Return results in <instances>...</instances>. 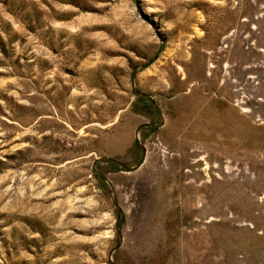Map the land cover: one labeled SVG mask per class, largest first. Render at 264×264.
Masks as SVG:
<instances>
[{
	"label": "rangeland",
	"instance_id": "obj_1",
	"mask_svg": "<svg viewBox=\"0 0 264 264\" xmlns=\"http://www.w3.org/2000/svg\"><path fill=\"white\" fill-rule=\"evenodd\" d=\"M0 264H264V0H0Z\"/></svg>",
	"mask_w": 264,
	"mask_h": 264
}]
</instances>
